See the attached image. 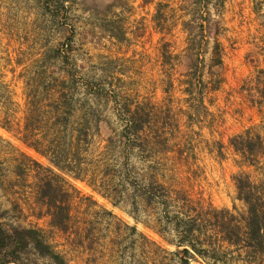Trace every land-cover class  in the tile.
<instances>
[{
  "label": "rangeland",
  "instance_id": "1",
  "mask_svg": "<svg viewBox=\"0 0 264 264\" xmlns=\"http://www.w3.org/2000/svg\"><path fill=\"white\" fill-rule=\"evenodd\" d=\"M56 112L65 169L24 139ZM239 175L264 196V0H0L2 228L67 264H178L165 210L244 209ZM41 176L69 192L64 227Z\"/></svg>",
  "mask_w": 264,
  "mask_h": 264
},
{
  "label": "trees",
  "instance_id": "2",
  "mask_svg": "<svg viewBox=\"0 0 264 264\" xmlns=\"http://www.w3.org/2000/svg\"><path fill=\"white\" fill-rule=\"evenodd\" d=\"M50 119L55 124L52 128L42 133L28 130L24 139H28L27 143L47 155L57 167L65 169L54 152L63 143L60 131L67 128L68 115L56 112ZM69 138L71 140V136ZM31 159L43 166L38 160ZM44 168L58 175L51 167ZM40 179L38 191L47 206L50 221L64 227L70 216L69 192L60 184H54L49 176H41ZM237 189L238 198L245 204L241 210L235 205L215 207L210 204L204 209H176L171 215L165 210L167 221L177 235L173 243L179 254L178 264H191V258L195 255L221 264H264V196L245 175L237 177ZM29 245L37 253L49 256L56 264H67L61 253L43 239L38 228L12 226L5 229L0 226V252L8 250L13 257L0 258V264H14L12 261L19 257L20 251H26Z\"/></svg>",
  "mask_w": 264,
  "mask_h": 264
}]
</instances>
